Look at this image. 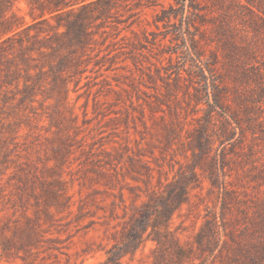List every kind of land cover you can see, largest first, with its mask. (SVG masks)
<instances>
[{
    "label": "rangeland",
    "instance_id": "374dc122",
    "mask_svg": "<svg viewBox=\"0 0 264 264\" xmlns=\"http://www.w3.org/2000/svg\"><path fill=\"white\" fill-rule=\"evenodd\" d=\"M0 264H264V0H0Z\"/></svg>",
    "mask_w": 264,
    "mask_h": 264
},
{
    "label": "trees",
    "instance_id": "16d2710c",
    "mask_svg": "<svg viewBox=\"0 0 264 264\" xmlns=\"http://www.w3.org/2000/svg\"><path fill=\"white\" fill-rule=\"evenodd\" d=\"M182 21H185L186 20V17H185V15H184V13L182 14Z\"/></svg>",
    "mask_w": 264,
    "mask_h": 264
}]
</instances>
